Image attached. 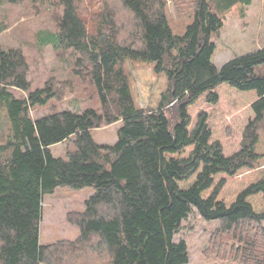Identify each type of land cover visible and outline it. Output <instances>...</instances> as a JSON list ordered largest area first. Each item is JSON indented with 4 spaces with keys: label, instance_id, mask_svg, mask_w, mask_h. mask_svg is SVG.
Listing matches in <instances>:
<instances>
[{
    "label": "trees",
    "instance_id": "trees-1",
    "mask_svg": "<svg viewBox=\"0 0 264 264\" xmlns=\"http://www.w3.org/2000/svg\"><path fill=\"white\" fill-rule=\"evenodd\" d=\"M102 1L88 18L79 0H59L55 18L57 48L77 53L75 73L96 89L102 113L54 111L34 120L30 109L46 106L56 91L51 84L31 91L23 52L0 50V106L11 125L0 145V264H189L188 245L175 236L194 209L220 220L226 233L253 228L237 236L244 249L234 261L264 264L257 254L264 171L256 152L264 75L255 73L264 45L218 68L213 38L225 19L211 0H192L193 21L182 36L170 27L166 0ZM129 60L154 63L167 76L157 109L135 105L123 67ZM119 121L114 145L95 141L92 130ZM224 123L238 128L216 135ZM70 139L75 151L56 157L51 148ZM59 187L95 193L72 220L76 241L42 245L44 197Z\"/></svg>",
    "mask_w": 264,
    "mask_h": 264
},
{
    "label": "rangeland",
    "instance_id": "rangeland-1",
    "mask_svg": "<svg viewBox=\"0 0 264 264\" xmlns=\"http://www.w3.org/2000/svg\"><path fill=\"white\" fill-rule=\"evenodd\" d=\"M111 0H108L110 2ZM81 9L87 17L95 11L102 0H79ZM192 0H166L167 18L175 35L185 34L193 21ZM212 8L225 19L220 35L214 41L216 51L213 63L221 68L229 60L243 56L264 45V0H253L251 7L244 0H211ZM115 5V4H114ZM62 13L59 0H0V50L19 49L25 55L28 65V80L31 91L45 88L51 84L56 97L46 106L30 109L31 117L36 120L54 111L82 113L93 108L102 113L101 102L96 89L87 79L75 73L77 53L57 48L59 39L55 18ZM124 20V16L119 19ZM237 25H236V23ZM239 25V28L237 29ZM128 36V35H127ZM129 78L134 103L143 109H157L162 93L168 83L165 74L154 71L155 64L127 61L123 65ZM256 75H264V65L255 69ZM17 98H27L28 93L13 90ZM231 119V118H229ZM228 123L214 127L216 135L225 131L229 136L238 128ZM264 124V123H263ZM121 121L92 130L98 144L114 145L118 140ZM260 140L256 152L262 155L258 170L264 171V127L260 130ZM11 135V125L6 106H0V145L6 144ZM56 157L68 159L69 152L75 151L73 139L51 148ZM95 193L94 188L72 189L59 187L53 194H47L43 202V218L40 224V243L50 245L65 241H76L80 236L79 228L72 222L85 211V203ZM264 228V222H263ZM245 226V225H244ZM238 227L226 233L220 220L208 221L194 209L184 220L175 241L184 240L190 253L189 264H243L240 255L234 261L237 250L244 249L239 235L253 234L254 229ZM238 236V237H237ZM225 244H228L226 250ZM262 246L264 247V237ZM232 250V252H231ZM216 252L217 255H214ZM258 257L264 256V248L257 251ZM228 257V258H224ZM72 261L70 262V264Z\"/></svg>",
    "mask_w": 264,
    "mask_h": 264
},
{
    "label": "crops",
    "instance_id": "crops-1",
    "mask_svg": "<svg viewBox=\"0 0 264 264\" xmlns=\"http://www.w3.org/2000/svg\"><path fill=\"white\" fill-rule=\"evenodd\" d=\"M253 4V3H252ZM249 7V6H248ZM250 7H251V5H250ZM236 23V22H235ZM236 25H237V23H236ZM239 28V25H238V27H237V29ZM263 46H260L259 48H262ZM230 61V60H229Z\"/></svg>",
    "mask_w": 264,
    "mask_h": 264
}]
</instances>
